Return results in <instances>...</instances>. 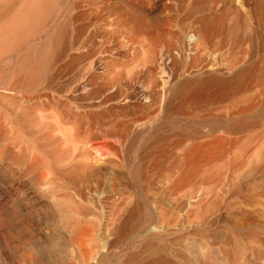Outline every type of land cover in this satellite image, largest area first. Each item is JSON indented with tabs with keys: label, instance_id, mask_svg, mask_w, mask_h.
<instances>
[{
	"label": "rangeland",
	"instance_id": "374dc122",
	"mask_svg": "<svg viewBox=\"0 0 264 264\" xmlns=\"http://www.w3.org/2000/svg\"><path fill=\"white\" fill-rule=\"evenodd\" d=\"M89 3L72 25L86 29L89 55L70 51L69 70V58L60 59L51 89L0 90L21 98L15 103L27 113L4 124L25 148L41 145L60 182L79 179L85 192L76 196L103 204L105 224L136 209L122 237L105 230L103 244L113 245L103 248L104 264H140L142 256H129L148 244L170 264L264 260V0ZM236 74L231 84L173 93L183 81ZM31 204L25 232L59 245L36 250L29 264H62L61 229L46 228L50 218ZM11 231L2 232L15 244Z\"/></svg>",
	"mask_w": 264,
	"mask_h": 264
},
{
	"label": "bare ground",
	"instance_id": "6f19581e",
	"mask_svg": "<svg viewBox=\"0 0 264 264\" xmlns=\"http://www.w3.org/2000/svg\"><path fill=\"white\" fill-rule=\"evenodd\" d=\"M83 1L85 6L78 11L75 0H0L1 91L36 93L43 88L51 89L59 72L56 66L60 59L69 58L64 64V69L69 70L77 58L71 55L70 51L86 48L82 57L89 55L87 50L89 37L88 35L82 37L87 34L86 29L81 31V28H72L77 18L88 15L89 0ZM76 34H80L79 40H73ZM238 78L236 74L230 79L217 81L215 77L206 75L183 81L176 85L173 93L179 96L184 85L196 86L198 92L210 85L226 82L231 84L233 82L230 81H236ZM196 94L198 93H194L192 97ZM18 98L0 92V179H3L0 180V231L4 229L9 233L16 229L19 234V237L17 235L19 241L12 244L16 239V237L12 239L14 234L10 241L7 237L11 236L2 232L5 235L0 237V264H29L34 261L32 254L37 253L36 250L39 251L45 246L51 250L50 247L55 248V245H59L57 237L48 241H44V237L42 242L40 239L42 235L39 238L35 233L25 232L31 227L25 222L23 212H29L27 204L32 202L36 204L38 212L41 211L50 218L46 228L49 226L61 229L62 236L59 237L65 239L62 264H104L103 248L106 246L109 249L113 245L111 241L108 243L106 240L103 244L105 230L122 237L130 222L134 220L136 209H132L125 218L115 212L114 225L102 222L103 204L98 203L101 204L99 207L98 204L93 205L94 201H90L92 197L88 199L85 193L80 192L84 196L81 194L76 196L79 189L85 192L83 185L86 183L81 181L83 187L78 189L77 183L80 181L75 178L76 181L75 176L66 177L64 180L67 182H63L64 177H60L63 180L60 182L59 177L55 176L56 168L39 152L41 145L37 142L34 147L25 148L21 137L14 135L10 126L4 124V118L14 122L26 120L25 109L21 106L18 108L15 103ZM35 139L37 141V138ZM80 185L78 184L79 187ZM87 187L90 189L89 184ZM88 191L90 190H87L86 194ZM118 207L115 205L114 209ZM18 216L20 217L17 218ZM41 232L38 231L39 234H42ZM10 233L12 234V231ZM48 233L47 235L52 234L50 231ZM43 234L45 236V233ZM147 246L148 248L139 253H131L129 258L135 261L142 256L140 264H170L160 256L157 248L151 247L150 244ZM260 250L262 251V248ZM260 257L257 264H264L263 257Z\"/></svg>",
	"mask_w": 264,
	"mask_h": 264
}]
</instances>
